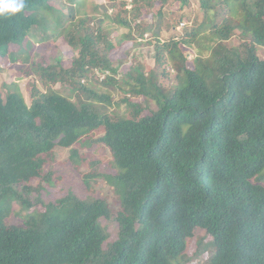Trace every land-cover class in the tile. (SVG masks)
I'll list each match as a JSON object with an SVG mask.
<instances>
[{"label":"trees","instance_id":"trees-1","mask_svg":"<svg viewBox=\"0 0 264 264\" xmlns=\"http://www.w3.org/2000/svg\"><path fill=\"white\" fill-rule=\"evenodd\" d=\"M104 1L112 8L26 0L21 13L0 18V65L27 53L19 73L28 78L23 108L12 105L20 86L0 91V264L184 263L200 254L201 231L215 245L207 264H264V0H194L197 24L184 12L190 0ZM187 18L193 25L177 32ZM147 36L153 67L132 64L118 77L124 64L112 53ZM235 36L240 43L228 46ZM171 73L176 84L165 89L159 79ZM92 81L119 84L117 103L133 116L97 114L93 102L112 104ZM79 145H103L111 171L80 158ZM56 149L68 159L57 163ZM69 163L82 196L70 186L60 195L55 168ZM99 180L111 203L93 188Z\"/></svg>","mask_w":264,"mask_h":264},{"label":"rangeland","instance_id":"rangeland-1","mask_svg":"<svg viewBox=\"0 0 264 264\" xmlns=\"http://www.w3.org/2000/svg\"><path fill=\"white\" fill-rule=\"evenodd\" d=\"M97 1L99 3L105 2L104 0H97ZM105 4L107 5L108 8H112L111 7L112 4L109 3L108 1L105 2ZM164 8L165 9L169 8V10L175 11L178 9V4H175V5L168 4ZM118 9L119 7L117 5L109 11V14L112 15V17H114ZM197 11H198V4L194 0H190L189 6L184 9V12H186L190 20L195 19V21L192 22V23L195 22V24H197L202 19L201 15L197 14ZM91 17L93 19L88 17L87 23L90 27L91 26L95 27L97 25L98 20L101 18V16L95 15ZM189 19L188 18L184 19L183 20L184 22L182 21V23L179 24V26L176 29L177 32H181V30L187 25L189 27L193 25V24H190ZM36 32L37 31H35V33ZM169 32L165 31V33L161 35V38H163L164 36L169 37L170 36ZM121 34H124V33H121ZM32 39L31 41L34 43L35 42L34 39H36V35H32ZM144 40H147V41L143 42L142 45L133 47L132 43H127L126 45L121 47L119 50L112 53L111 57L114 60L121 61L124 64L123 66L119 68L118 77L123 74H126L130 70V66L132 64L134 66H137L139 64H145V66L148 69L153 67L152 64H153V58H154V48H153V45L148 44V41L150 40L149 36H147L146 39ZM239 43H240L239 38L235 36L227 43V45L237 46ZM35 48H36V45H34L33 51L35 50ZM184 51L187 52L188 50L184 49ZM257 52H258L259 57L264 59V49L258 47ZM18 55H19V60H18L19 62L17 61L12 62L11 60H9L7 56H4L1 61V65H0V91L2 93H6V86H8L7 84H10V83H14L20 86L19 89H20V93L22 96H20L19 98H15L12 101V105L16 110L27 106L26 104L28 102L27 101V91L25 88V84L28 78L24 75V73H19V71L22 72L23 70L25 71L27 69L26 67L27 64L26 62H24L27 57V53L20 52L18 53ZM118 66H120V62ZM174 75L175 74L171 73L169 77L165 79L161 77L159 79V83L167 87V88L164 87L165 89L171 88L172 86L176 84L174 80ZM96 76L99 77L100 81H102L104 78V75L100 73H97ZM38 85H39V88H41L43 92L46 91L43 88V86L40 85V83ZM91 86L95 89V91H97V93L108 96L112 104L110 106L108 104H102L103 102H98V103L93 102L92 106L97 114H111L113 116L118 115V116L126 117V118L133 116L134 111L130 110L125 104L117 103L118 101H120V99L123 96V92L119 84L113 83L112 86H107V85L98 83L96 85L92 81ZM60 87L62 86H57V85L52 86L53 89H57L60 93L69 97L74 102L75 101L74 95L69 93V90H68L69 88H67L66 86V87L59 89ZM81 98L84 102L86 103L88 102V98L84 93L81 94ZM131 100L133 102L141 103L142 106H144L145 104L142 101V99H140V97L133 96L131 97ZM75 149L77 150L79 157L82 159H85L88 161L91 158L97 159L102 164V166L99 167V171H102V170L106 172L111 171L107 168V165L111 161V156L108 150L103 145H97L96 147L91 148V149L87 147V145H79L75 147ZM69 153H70L69 150H66V149H56L57 163L59 162L62 163L63 161L67 160L69 157ZM58 169H60L59 175L63 176V181H62L63 182V185H62L63 192L60 195L64 194L66 191V187L70 186L72 187L74 192L79 193V195L82 196L84 194L83 180H82V177L73 169L72 164L69 163L67 166L58 164L55 170H58ZM79 170L86 171V172H93V168H89L85 165H79ZM67 173H69L70 175H68ZM64 174L66 175L64 176ZM92 186L95 190L97 191L100 190L102 194L107 198L108 202L111 203L113 199L112 192L108 187H105L104 183L101 180H99V184L92 182ZM52 193L58 194V190L54 189ZM195 241L197 242L198 245L201 246L200 254L197 255L198 257L191 261H187L184 263L183 261H181V262H178L177 264H207L208 263V260L210 256L212 255L214 248H215L212 237L209 236L207 233H204L203 231H201L197 235ZM194 250H195L194 246L190 245L188 249L189 253H192Z\"/></svg>","mask_w":264,"mask_h":264},{"label":"clouds","instance_id":"clouds-1","mask_svg":"<svg viewBox=\"0 0 264 264\" xmlns=\"http://www.w3.org/2000/svg\"><path fill=\"white\" fill-rule=\"evenodd\" d=\"M25 4L26 0H0V18L15 17L25 8Z\"/></svg>","mask_w":264,"mask_h":264}]
</instances>
